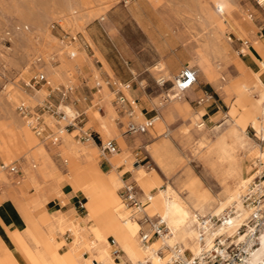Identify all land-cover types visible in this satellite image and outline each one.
<instances>
[{"label":"rangeland","instance_id":"374dc122","mask_svg":"<svg viewBox=\"0 0 264 264\" xmlns=\"http://www.w3.org/2000/svg\"><path fill=\"white\" fill-rule=\"evenodd\" d=\"M63 3L64 0H0V125L16 124V122H19L25 130L29 129L28 134L33 135L38 143L44 144L52 160L58 165L60 176L66 179H69L68 176L72 177L77 171H67L68 167L66 164L69 162L70 156L68 149L62 146V134L67 135L69 142L73 144L77 143L75 145L84 146L90 144L88 150H92L91 152H93L90 161L102 173L114 175L117 170L115 167L121 165V168H123L125 165L127 167V164L120 160L117 164L115 163L117 166L114 167L113 161H111L113 165L111 171H107V169L102 167L105 157L101 154L100 141L106 143L109 140H114L115 142L116 140L104 137L96 126L93 114L99 106L97 105L98 101L95 96L98 92L97 90L108 88L109 86L114 92L112 103L117 114L115 120H111V123L113 124L116 121L118 131L122 137L127 134L125 130L130 121L142 124L147 120H151L152 115L157 112H163L164 109L159 105L160 102H163L165 104L164 108H169L171 114L169 118L164 119L165 121L161 124L160 129L153 132L151 129L154 125L149 127L148 133L151 136H147L145 141H140L139 137L146 134L134 133L131 136L135 139V150L128 148L127 145L125 147L117 143L119 151L126 150L129 163L133 161L135 166L142 165L145 170H156L163 178L161 188L165 187L166 182H170L173 186H176V182L179 179L183 180L188 174H191L200 178L213 195L217 196L220 192V186L217 179L209 171L210 159H207V152H205V149H200L198 154H193L194 148L199 142L198 134L194 133L193 119L176 110L174 105H172L173 103L166 97V93H169L168 89L172 86V83L168 81L163 86L157 83L158 79L163 77L164 74L156 72L154 64L160 59L164 60L166 54L170 52L171 54H176V60L181 62L173 75H177L179 70L186 64L193 67L197 71L198 82L192 86L189 93L183 91V95L185 94L187 97L186 102L194 112H198L203 107L214 106L217 109V115L212 122H205L206 127L214 137L225 134L231 123L229 112L235 100V95L231 92H225L221 88L222 83L234 80L241 75L242 69L238 55L242 56L241 49L243 46L244 48L247 46L244 44L245 41L250 44L249 47L252 50V45L264 44V0L260 3H258V0H224L222 3L218 2L219 4L214 0H117L114 2L103 16L106 20L116 25V29L113 35L107 32L114 37L117 43L121 42L129 49L133 60L146 66L145 71L140 75L142 77L140 81L141 86L148 92L149 99L146 98L144 106L150 108L151 114L144 117H137L136 106H134V113L131 116L125 110H122L115 102L114 88L101 75V80L99 79L97 82L100 85L99 88L96 87V80L90 83V86L93 87L92 93H82L81 96L71 94V91H74L79 83L75 80L74 76L76 74L73 69L71 66L68 67L66 63L73 61L72 59H79V50L84 47L86 53L92 59L98 60L99 64L102 63L104 66L102 60L95 54L93 45L87 40L86 44L82 41L84 29L90 28L100 34V40H95L99 49L108 48L110 40L103 31V19L99 17H94L87 22L88 24H84L82 30L67 27L63 18L57 15ZM39 25L44 27L46 32L55 41L44 44V39L37 37L33 40L32 44H26L23 36L29 34L33 30V27ZM169 27L171 28L170 33H175L179 30L188 32L189 36H191L190 39L193 41L194 39L195 41H199L200 37L205 36V34L207 39L208 33L213 31L211 35L215 38L218 46L222 47L223 53L217 54L214 50L211 52L210 63L213 66L212 71L215 72L210 80H205L200 74V68L189 61L190 54L184 48L189 44L190 39L184 43L167 44L165 37L168 34L167 30ZM216 30H221L222 32L220 33ZM41 49L49 55L47 60L42 52H40ZM72 50L76 52L73 58L69 55V51ZM87 54H84V56L87 57ZM256 63L261 66L264 64V61L263 59L256 60ZM47 64L51 69L63 67V71H66L65 77L59 80L48 77L47 73L43 70ZM104 68L106 67L104 66ZM254 69L258 70L255 66ZM259 72L262 73L263 70ZM38 73L45 75L48 84L41 83L36 88H30L27 85L28 81ZM108 73L111 75L109 70ZM149 75L153 78V82L147 79ZM115 82L117 85L120 83L118 80ZM60 92L69 96L70 100L61 101L59 97L55 101L54 96H57ZM204 92L211 93L213 97L207 102L197 104L196 99ZM89 94H91V101L87 97ZM126 94L128 96V93ZM254 96H257V94L254 93ZM76 99L86 102L83 113L76 118L77 123L75 127H70L66 130L64 126L69 122L74 123L75 121L72 119L79 113L81 114V111L73 105V101ZM44 100L59 103L60 109L64 113H66L64 106L74 109L75 114L73 116L67 114L66 118H55L46 112L43 113L42 117L47 126V134L54 133L59 138L56 143H52L50 138L45 139L44 137L36 136L17 110V105L25 103L33 112H36ZM141 104L142 102L138 106L141 107ZM103 110L102 108V112ZM83 132L91 133L94 136V142L91 139L86 141L87 138L83 136ZM244 133L249 140L248 145L242 153L245 164V175L248 181L254 172L258 170L260 161L257 152L259 149H264V139L260 138L249 125ZM155 147L159 148L162 152L168 149L173 150L182 163L171 170H163L156 158ZM105 155L109 158L111 154L108 155L106 153ZM1 162L4 163L0 154V164ZM12 163L17 165L19 173H11L1 168L8 176H14L15 179L12 181V185L0 184V203H2L0 207L4 208L5 204H12L17 209L16 215L19 223L23 224L24 220L19 208H21V205L27 207L30 205L32 198L37 194V189L30 184L28 188V182L30 183V181L22 176L23 159H15ZM122 175H124V181L126 182L120 181L116 185L115 195L118 200L120 202L123 201L121 197V199L119 198V195L124 184L132 182L136 188L137 198L143 204L146 213L152 220H155L157 217L155 212H153V209L146 200H142L141 189L137 184V180L135 182L131 180V172ZM42 184L46 186L47 180L44 179ZM24 186L27 188H24ZM158 190L157 188H152L151 193L154 194ZM184 190L183 195L186 196V189L184 188ZM74 193L75 190L64 188L59 198L62 199L64 196H70ZM240 193L237 202H240L239 207L243 208ZM78 196L81 205L78 207V214H74L77 217L85 215L87 212L82 206L84 195L79 191ZM55 197V193L48 195L49 200ZM123 202L126 204V207L121 202L123 210H121L122 208L119 205V212L123 215L129 214L137 218L136 213H133L136 208L125 201ZM46 206L47 204L41 205L36 211L45 209ZM56 208L58 209L55 212L56 215L59 213L61 218H69V212L61 213L62 211L58 203ZM199 214L215 213L201 211ZM129 215L127 216L130 217ZM4 217L6 219L10 217L7 209H4ZM141 227V232L145 233L151 229V225L148 223ZM60 231L62 232L60 240L63 244L59 252H62L68 248L67 244H69L72 234L64 231V229ZM4 235L6 233L0 226V242L2 244L6 242ZM263 235L264 231L262 232V237ZM262 237L260 238L261 240ZM156 238L157 236L152 237L150 242ZM166 251L168 252L167 248L163 247L159 253L161 256H164ZM0 253L2 252L0 251ZM79 253L81 260L87 261L89 259V254L84 245ZM83 254L87 257L86 259L82 258ZM123 259L125 258L123 257ZM88 262L87 264H90Z\"/></svg>","mask_w":264,"mask_h":264},{"label":"bare ground","instance_id":"6f19581e","mask_svg":"<svg viewBox=\"0 0 264 264\" xmlns=\"http://www.w3.org/2000/svg\"><path fill=\"white\" fill-rule=\"evenodd\" d=\"M116 1L117 0H64L57 15L63 18L67 27H73V25L82 20L83 17L90 19L103 13ZM214 1L219 4L224 0ZM262 1L263 0H260V2ZM216 31L222 32L221 30ZM212 32L208 33L207 39L204 42L206 53L203 51L210 59L213 50L217 54L223 53V49L218 46L215 38L211 35ZM37 37L43 38L45 41L44 44L55 41V39L46 32L45 28L40 25L33 27V30L29 34L23 36V40L26 44H32L33 40ZM244 44L248 45L246 41ZM40 52H42L46 60L49 58V55L42 49ZM240 64H242L241 74L247 75V73H249L252 75L254 83L246 82L243 84V92L237 97V102L242 105L243 98L247 96H252L256 99V104L253 106L256 110V112H253L255 118L251 122V127L260 138L264 139V73H260L258 70L254 69V63L247 53H245V57L240 58ZM62 68L63 67L51 69L47 64L43 70L47 73L48 77L59 80L63 79L66 74V71H63ZM158 81L161 83L164 80L159 79ZM174 90L175 92L170 95L172 98L180 94L177 77L174 83ZM254 93H256L257 96H254ZM64 108L66 114L69 116L75 114L73 108L69 106H64ZM114 119L115 117L108 118L109 125L105 119L107 128L103 130L101 134L106 138H113L117 135L115 124L111 123V120ZM205 125L204 122H200L198 127L203 129ZM28 130H25L23 125L19 122H16V124L0 125V154L4 163H12L18 158L23 159L22 176L27 178L30 181V185H33L37 189L36 196L32 198L27 208L38 204H47L44 212L48 214L49 219L41 225L36 218L31 215V225L29 228L33 241L41 245V250L44 256H46L49 264H87V261L90 263L91 260H97L98 262H102V264H119L108 250L111 240H115L122 250H125L129 254L133 264H146V261H150L152 264H167V262L171 260V253L175 247H178L183 255H185V250L194 255L197 254L200 246L197 239L195 214L204 211V205L208 201L213 200V196L201 183H193L188 186L189 194L185 197H182V195L169 184H167L165 188H160L153 194L151 193V189L160 187L162 184L161 179L155 171L152 170L150 173H146L144 170L142 171L141 167H138V186L141 189L142 200H146L153 209V212H155V215L166 224V230L157 236L155 240L152 242L149 241L150 243H143L142 235L146 234L150 236L152 234L151 227L150 231L146 233L140 231L139 224L142 226L148 223L144 220V216L152 220L146 213L143 204L141 203L140 208L135 209L133 212L136 213L137 218L121 214L119 212V200L115 195V190L109 179L90 161L93 155V152H91L92 150H88L90 144L84 146L75 145L77 143L73 144L69 142L67 135L62 134V146L68 149L70 156V160L66 164L68 167L67 171L71 172L85 168L88 174L87 182L75 188L76 193L80 191L84 195L82 205L87 210L88 216L76 219L74 217L64 219L60 217L59 213L57 215L55 214V212L58 211L56 208L57 200L50 201L48 195L55 193L57 197H60L66 182H69L71 177L68 176L69 179H64L63 176H60L59 167L52 160L49 151L44 144L38 143L33 135L31 136L28 134ZM244 130L245 128L238 120H233L222 141L214 139L209 143L200 142L199 145L200 147H205L207 154L213 152L219 160H224V158L230 154L228 151L229 145L237 146L241 143L246 144L248 138L244 135ZM89 139L93 140L92 138H87L86 141ZM257 153L260 161L258 172H260L264 168V149H259ZM135 163L137 162L135 161ZM52 172H55L53 176H51ZM228 176L230 179L234 180L238 177V174L236 170L230 168L228 170ZM44 179L47 180L46 186L42 184ZM12 181L13 176H8L0 167V184L12 185ZM246 181L247 178L243 177L234 187L224 189L217 196L214 205L210 206L209 209V213L219 214L224 208L230 205L236 207V214L228 219L229 226L227 230L230 234L236 232L239 223L247 213L244 208L239 207L240 202H237L239 193L245 186ZM125 182L126 181L123 183ZM121 202L126 207V204L123 201ZM100 212L107 213L111 220V229L118 230L121 234V238L116 239L112 233L106 234L94 228L95 219ZM35 228L43 229L47 234V240H43L42 237H39L34 230ZM120 228H122V232ZM61 229L70 232L73 236L72 241L69 243L68 251L63 255L57 253V247L54 245L56 241L62 243L60 240ZM239 234L241 235V233ZM9 235L11 239H9L7 234L4 235L7 248L4 255L0 257V264H39V259L35 252L29 248L23 237L15 229L11 228ZM261 237L262 233L259 237V246L248 258V264H264V235L262 240L260 239ZM83 245L86 247V251L89 254V259L87 261H83L80 258L79 251L82 249ZM163 247L167 248L168 252L166 251L164 256H161L159 252Z\"/></svg>","mask_w":264,"mask_h":264},{"label":"crops","instance_id":"0c3cea01","mask_svg":"<svg viewBox=\"0 0 264 264\" xmlns=\"http://www.w3.org/2000/svg\"><path fill=\"white\" fill-rule=\"evenodd\" d=\"M108 10V8L101 14L94 16V17H99L100 19H103V31L104 33L107 35V37H109L110 43L108 45V48L105 49H99L98 45L95 43V40H100V34L96 33V31L94 32L93 29H84V35H82V41L86 44L87 41L90 42V44L93 45L94 48V52L95 54L98 55V57L100 58V60H102L104 66L106 68H104V66L102 65V63L99 64V61L96 59H92L87 53H86V49L83 47L81 50H79L80 56L79 59L74 60L73 61H69L67 62V66H71V68L73 69L74 73L76 74L75 80H77V82L79 83L77 88L74 91H71L72 95H78L81 96L82 93H92V86H90V83H93V81L96 80V87L99 88V84L97 83L98 80H101V76H104L110 84H112L113 82L116 83L115 81L118 80L120 83H126L128 86V97L131 99H136V107H137V117H144L148 114H151V110L148 107H145V100L146 98L149 99V95L148 92L146 91V89H144L141 86V78L140 75L142 74L143 71H145L146 66L140 64L139 62L133 60L131 58V52L129 51V49L127 47H125V45L123 43H117L114 40V37H112L111 35L114 34L115 29H116V25H114L111 21L106 20L104 18V14L106 13V11ZM94 17L87 19L86 17H83L82 20H80L77 24L73 25L72 28H78V29H83L84 24H86L87 22H89L91 19H93ZM88 24V23H87ZM111 34H109L108 32ZM168 34H166L167 36L165 37V40L167 42V44H171V43H184L187 42L191 36H189L188 32L186 31H177L175 33H170L171 32V28H168ZM195 37V36H192ZM87 40V41H86ZM191 41H189V44L186 45V47L184 48L186 52H188L190 54V63L191 64H195L197 67L200 68V74L201 76L205 79V80H210L214 75V72L212 71V67L211 63H210V58H208V56L205 54L206 53V48L204 47V42L206 40V34L205 36H201L199 41H194L192 39H190ZM74 47V46H73ZM75 48V47H74ZM205 48V49H204ZM222 48V47H221ZM253 50L249 47L248 45L244 48L241 49V52L243 53L242 56H239V58H243L245 57V53L248 54V56L252 59L254 66L258 69V71L263 70L264 73V64L259 66L256 63V60H262L264 61V44L259 43L256 46L252 45ZM204 49V50H203ZM205 53H204V52ZM84 54H87V57L84 56ZM69 55H76L75 50L69 51ZM176 54H171L170 52H168L166 54V56L163 59L158 60V62H156L154 64V69L156 72L158 73H163V77L159 78L162 79L164 81H170L172 83V86L168 89L169 93H166V97L169 98V100L173 103L172 105H174L176 110H179V112H181L182 114H184L185 116H189L193 119V127H194V133L198 134L199 136V142L198 145L194 148V152L193 154H198L199 150L201 149H205V147H200L199 143L200 142H204V143H209L210 141L215 140H223L225 138V134L223 135H219V136H212L211 132L207 129L206 125L203 129H200L198 127V124H200V122H207L210 123L213 121V119L216 117L217 115V109L214 106H208V107H203L202 109H200L198 112H194L191 107L187 104V97L185 96V94L183 95V92L180 91V94H178V96H176L175 98H172L170 95H172L175 90H174V86L173 83H175V79H176V75H173L174 72L177 70V68L180 65V61L176 60ZM201 58V60H200ZM262 58V59H261ZM242 65V64H241ZM107 69V70H106ZM111 73V75L108 73ZM215 70V67H214ZM99 73V74H98ZM97 74V76H96ZM113 76V77H112ZM147 79L151 80V82H153V78H151V76H147ZM158 79V80H159ZM249 82V83H254V79L252 77V75H250L249 73H247V75H240L238 78H235L234 80H229L228 82H223L222 83V89L225 92H231L235 95V100L233 102V104L231 105L230 108V118H231V122L233 120H238L242 126L246 129L249 126H251V122L254 120L255 118V114L253 112H256L255 110V104H256V99L252 96H247L244 97L242 100V105L239 104L237 102V97L239 95L242 94V86L244 83ZM50 83V82H49ZM92 85V84H91ZM112 88L113 86L110 85ZM192 88V87H191ZM191 88L185 90V93H189ZM97 94L95 95L97 98V105H99L93 114L94 120L96 122V126L99 129L100 133L105 130L107 128V123L109 125V120L108 118H113L116 116L117 112L115 110V107L112 103L113 100V94L114 92L109 88H104V89H100L97 90ZM91 94H89V96L87 95V97L90 99ZM61 99L60 94H58L57 96H54L55 101H57L58 99ZM67 101L70 100V97L67 96L66 98L61 99V101ZM168 101V100H167ZM142 102V106L139 107L138 104H140ZM85 101L81 102L79 99H76L73 101V105L79 109L81 111V114L83 113V109L85 106ZM99 103V104H98ZM253 104V105H252ZM159 105L164 109L163 112L159 113L157 112L156 114L152 115V119L153 120V128L151 129L153 132H155L156 130L160 129L161 124L164 123V119L169 118L171 112L169 111V108H164L165 104L163 102H160ZM251 106V107H250ZM250 109H249V108ZM102 108L104 109L102 112ZM254 108V109H253ZM158 111V109H157ZM67 117V114L65 113V117ZM106 119V122H105ZM115 120V119H114ZM115 128L117 130V135L115 137H113L112 139L116 140V143H119L121 146H125L127 145L128 148L135 150L134 146H135V139L132 138L131 135L133 134H129L127 133L125 136H121L119 131H118V127L115 121ZM206 124V123H205ZM111 126V124H110ZM150 126V127H152ZM245 131V130H244ZM139 134H146V135H142L141 137H139L140 141H145L147 136H151L150 133H148V129L146 132L144 133H139ZM245 135V133H244ZM246 136V135H245ZM249 140L246 142V144H240L237 146L234 145H229V149L228 151L230 152L229 155H227L224 160H219L218 157H216V155L213 152H209L208 153V157L207 159H210V163H209V171L210 173H212V175L217 179L218 184L220 186V192L219 194L224 190V189H230L232 187H234L238 182H240V180L244 177L247 178V176L245 175V164H244V159H243V150L245 149V147L248 145ZM118 146V145H117ZM126 147V146H125ZM119 149V147H118ZM197 150V151H195ZM126 150H122V151H117L115 154H108L110 155V157L108 158L107 155H105V161L102 163V167L107 169V171H111L113 169V165L114 167L117 166L115 165V163L117 164L120 160L125 162L127 164L121 168L122 166L119 165L117 167H115L116 172L114 175H109V174H105L103 173L106 178L109 179L111 185L113 186L114 190L116 188V185L118 182H124V173L127 172H131L132 177L131 180L132 181H136L137 180V184H138V179H139V175H138V167H141L146 173H150L152 170L155 171L157 173V175L159 176V178L161 179V183L163 184V178L161 177V175L154 169L152 170H145L142 165H134V162L131 161L129 163V158L127 153L125 152ZM156 158L160 164V166L162 167L163 170H171L173 168H175L176 166H179L182 161L181 159L175 154V152L171 149H168L167 151H160L159 148L154 149ZM206 152V149H205ZM111 161H113V165L111 163ZM230 168H233L234 170H236L238 177L234 180L230 179V177L228 176V170ZM56 172V171H55ZM55 172L51 173V176L54 175ZM84 173V174H83ZM123 176V177H122ZM88 174H87V170L84 168H81L79 170H77V172H75L73 174V176L71 177V181L69 180V182L67 181L65 184L64 188L67 189H73L75 190L76 187L86 183L88 180ZM14 176H13V181H14ZM64 179H66L64 177ZM127 180V179H126ZM177 185L173 186L170 182H166L165 187L167 184L171 185L174 189H176L181 195L182 197H185L183 195V191L184 188L186 189V196L189 194L188 193V186H190L193 183H201L206 189L207 191L213 196V200L208 201L205 205H204V211H209L210 206L214 205L217 196L213 195V193L210 191V189L208 187H206L202 181L200 180V178H198L195 175H191L188 174V176H186L185 179L181 180L179 179L178 182H176ZM29 182H28V188H29ZM161 184V185H162ZM160 187H154L157 189H160ZM67 186V187H66ZM163 187V188H165ZM24 188H27L26 186H24ZM157 192V191H156ZM62 194V192H61ZM53 200H57V203L61 209V213H67L69 212V217H74L76 218H81V217H86L88 216V212H86L85 215L82 216H75L74 214H78V207L81 205L80 204V199L78 196V193H74L70 196H64L62 199H60L59 197H55L53 199H51L50 201ZM121 208L123 209L121 202L119 201ZM0 206H2V203H0ZM41 204H38L36 206H32L27 208V206L25 205H21L20 212L22 214V219L24 220L23 224H20L16 215V211L17 209L15 207H13L12 204H5L4 208L0 207V226L1 228L5 231V233L9 236V232L12 229H15L24 239V241L26 242V244L29 246L30 249H32L37 258L39 259V264H49L48 260L46 259V256H44L42 250H41V245L40 244H36L31 236V230H30V225H31V215H33L36 220L39 222V224H44L48 219L49 216L48 214H46V212H44V209L40 210V211H36L38 210V208H40ZM83 206V205H82ZM84 207V206H83ZM4 209H7V211L10 214V217L8 219H6L4 217ZM58 210V209H57ZM120 210V209H119ZM87 211V210H86ZM129 215V214H127ZM131 216V215H129ZM108 219V220H107ZM139 224V222H138ZM140 225V231H141V224ZM94 228L101 230L103 232H105L106 234L112 233L114 235V237L116 239L121 238V234L118 230L116 229H111V220L109 218V216L107 215V213L105 212H100L98 214V216L95 219V224H94ZM35 232L39 235V237H42L43 240H47V234L45 233V231L41 228H35L34 229ZM120 231L122 232V228H120ZM61 232V231H60ZM62 233V232H61ZM73 236L71 238V240L69 241V243L72 241ZM65 240V239H64ZM150 243V242H149ZM63 243H59V242H55V246L57 247V253L59 255H63L64 253H66L69 249V244L68 248L65 249V251L59 252V249L61 247ZM0 247H1V252L0 253V257H2L5 253V250L7 248V242L5 243H1L0 242ZM125 259H123V257ZM122 260L126 263H131L133 264L132 258L129 256V254L123 250V253L121 254ZM83 259H86L87 257L83 254L82 255ZM118 261V260H117ZM119 264H121L118 261Z\"/></svg>","mask_w":264,"mask_h":264},{"label":"built area","instance_id":"2783aa9c","mask_svg":"<svg viewBox=\"0 0 264 264\" xmlns=\"http://www.w3.org/2000/svg\"><path fill=\"white\" fill-rule=\"evenodd\" d=\"M258 3L259 0H258ZM250 44H248L249 47ZM71 58L74 55L70 56ZM178 87L180 91H184L187 88L192 87L198 82L197 71L184 65L176 75ZM167 81L161 83L157 81L159 85H164ZM41 83L48 84L44 74L38 73L30 78L27 85L30 88H36ZM108 84H110L108 82ZM115 91V102L122 110L131 116L134 113V106H136V99H129L127 96L128 86L126 83L110 84ZM61 99L66 98L67 95L60 92ZM213 95L209 92H204L196 99L197 104H202L211 99ZM60 99V100H61ZM19 115L26 122L31 131L39 137L45 139L50 138L52 143H56L59 138L54 133L47 134V126L44 123L43 113H48L55 118H64L65 113L60 109L59 103H54L48 100H44L38 107V111L33 112L28 105L20 103L17 105ZM80 114L74 117L72 120L74 123H67L64 128L66 130L70 127H75L76 118ZM153 125V120H147L142 124H136L130 121L127 124L125 130L126 133H144L147 129ZM85 138H92L94 136L91 133L83 132ZM101 154L105 156L106 153L112 154L118 151L117 143L114 140H109L106 143L100 141ZM0 167L8 170L11 173H19V169L16 164H5L1 162ZM264 170L258 172L256 170L254 174L248 179L241 192V201L244 210L247 215L242 218L235 233H228L227 227L229 226L228 219L236 214V207L230 205L224 208L219 214H195V225L197 228V239L199 242V251L197 254L191 252L183 253L178 247H175L171 253V260L167 264H248V258L259 246V237L264 231ZM120 197L123 201L129 205L134 206L136 209L140 208L141 202L137 198V192L135 185L130 182L124 184L121 188ZM144 220L147 221L152 228V234L147 236L142 235V242L148 243L152 237L159 236L166 230V224L158 217L155 220H150L144 216ZM241 233V235L239 234ZM108 250L116 260L121 264L126 263L122 260L121 254L122 248L115 240H111L108 246ZM85 254V253H84ZM90 264H102L97 260H91ZM146 264H152L150 261H146Z\"/></svg>","mask_w":264,"mask_h":264}]
</instances>
